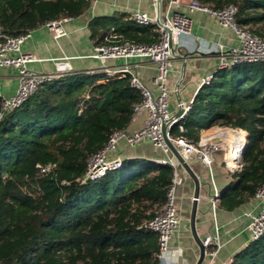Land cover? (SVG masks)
I'll list each match as a JSON object with an SVG mask.
<instances>
[{
    "label": "trees",
    "instance_id": "16d2710c",
    "mask_svg": "<svg viewBox=\"0 0 264 264\" xmlns=\"http://www.w3.org/2000/svg\"><path fill=\"white\" fill-rule=\"evenodd\" d=\"M215 10L237 6L235 22L264 25V0H198ZM90 0H0V26L19 36L63 16L78 17ZM116 31L139 44L159 39L155 25L126 20ZM96 45L111 27L90 23ZM256 34L264 38V32ZM141 92L130 77L65 74L0 117V264H158V233L142 227L167 201L174 167L124 159L120 169L87 180L88 159L133 121ZM3 97L0 96V112ZM171 134L199 143L203 131L243 129L247 146L237 183L220 205L233 210L264 183V61L219 70L202 85ZM241 132V131H240ZM243 133V132H242ZM51 166L43 173L42 167ZM230 264H264V234Z\"/></svg>",
    "mask_w": 264,
    "mask_h": 264
},
{
    "label": "crops",
    "instance_id": "0c3cea01",
    "mask_svg": "<svg viewBox=\"0 0 264 264\" xmlns=\"http://www.w3.org/2000/svg\"><path fill=\"white\" fill-rule=\"evenodd\" d=\"M91 5L82 15L63 24L65 34L56 37L46 25H41L30 31L23 43V50L35 56L30 63L31 68L39 72H53L56 61L65 59L71 64L74 73L106 74L114 69L129 64L139 75L142 82L154 93L159 92L155 82L157 65L144 58H107L93 56L97 48L96 40L92 37L90 23L97 21L101 24L116 27L126 20L133 19L137 10L151 18L157 17L158 9L153 0H90ZM169 5V0H162V13ZM179 10L191 20V30L183 34L175 46L176 54L170 62L167 84L171 91V110L179 112L178 102H187L199 90L202 80L218 71L219 44L232 47L239 45V38L232 27H224L217 16L209 11L190 9L181 6ZM136 23V22H135ZM137 24V23H136ZM140 26V25H139ZM142 26V25H141ZM184 68V76L182 71ZM18 73L12 67H0V96L11 97L18 87ZM146 118L143 111L133 118L126 132L133 133L142 126ZM210 130L203 131V136ZM242 135L243 133L239 131ZM221 159L214 153L212 166L206 167L195 156H187V162L197 174L201 182V197L196 215V231L200 240L218 237L221 243L217 255L212 258L209 254L217 247L212 244L206 247L202 256L200 242L194 235L191 226L195 182L188 172L178 164V172L182 183L175 190V204L181 217V222L171 239L170 256L180 259L187 264H226L231 262L235 253L251 242V232L247 228L250 216L256 212L259 201L256 197L233 210H225L220 202L213 206L215 192L221 193L237 183L234 173L225 166L226 152ZM230 155V151L228 152ZM113 155L122 159H143L148 163L158 159L172 158L167 156L159 147L151 142H143L130 146L121 140Z\"/></svg>",
    "mask_w": 264,
    "mask_h": 264
},
{
    "label": "built area",
    "instance_id": "2783aa9c",
    "mask_svg": "<svg viewBox=\"0 0 264 264\" xmlns=\"http://www.w3.org/2000/svg\"><path fill=\"white\" fill-rule=\"evenodd\" d=\"M154 6L158 9V0H153ZM181 6L189 7L190 9H199L209 11L217 16L222 26H230L233 28L239 38V45L226 46L219 44L218 48V71L232 68L241 63L260 62L264 61V38L251 32L247 27L241 26L235 22V14L237 6L229 4L225 8L215 10L207 5L201 4L198 0H169L167 11L161 14V19L151 18L147 14L137 10L133 13V19L136 23L142 26L155 25L159 31V39L157 42L149 45L134 43L125 39L123 34L116 31L112 27L106 36V43L97 46L93 56L107 58H144L157 65V75L155 82L159 86V92L154 93L141 80L137 72L129 64H125L112 72H107V77H130L133 87L138 89L142 94V101L135 106L134 117L141 112H146V118L140 128L133 133H128L126 130H117L112 133L107 145L99 152L93 154L88 159L86 176L87 180H96L104 176L107 172L120 169L123 165V159L120 156L112 154V151L117 148L121 140H125L130 146L151 142L156 147H159L167 156L173 154L168 143L169 139L177 146L179 151L187 160V156L195 155L206 166L211 167L214 160V152H226L225 166L232 172L240 170L243 165V154L247 146V133L243 129H236L227 126H219L212 129V133L202 136L199 143H194L183 136H175L171 134V128L178 125L181 131H184V120L188 110L193 105L194 97L187 102L179 100L178 108L182 110L177 116L171 110V91L167 84L168 71L171 59L175 56V46L180 42L183 34L189 33L191 30L192 20L179 10ZM74 16H63L45 23L56 37L65 34L63 24L73 20ZM30 32L19 36L6 35L0 26V67H12L18 73V87L15 93L4 98L2 102V110L0 117L5 111L14 109L27 101L39 87L46 83L55 82L62 78L65 74L72 72L71 64L68 60L61 59L56 61V69L53 72H39L31 68L30 63L35 60V56L23 50V43L29 36ZM217 71V72H218ZM212 74L204 78L199 85H208L217 74ZM167 122L166 129L164 123ZM243 132V139L239 141L237 151L239 156L233 159V162L228 160L227 144L234 138H228V133ZM156 167L165 164H172L175 170L172 184L167 193V201L158 210L155 215L145 221L143 228L152 230L158 233L160 243V253L158 255V264H187L180 259H174L170 256L171 239L174 232L177 230L181 217L178 213L175 204L176 187L182 183V178L178 172V162L174 156L168 159H158L153 162ZM232 163V164H231ZM180 165V164H179ZM51 166L42 167L43 173L48 172ZM221 193L215 192L213 198V206L221 201ZM255 197L259 201V206L256 212L250 216V221L247 228L251 232V239H259L264 234V183L257 189ZM251 240V241H252ZM208 247L212 244L216 245L214 251L209 254L212 258L217 255L221 243L218 237L207 238L204 242ZM227 262L226 264H230Z\"/></svg>",
    "mask_w": 264,
    "mask_h": 264
},
{
    "label": "water",
    "instance_id": "95a60500",
    "mask_svg": "<svg viewBox=\"0 0 264 264\" xmlns=\"http://www.w3.org/2000/svg\"><path fill=\"white\" fill-rule=\"evenodd\" d=\"M157 7H158V19L160 20L161 19V14H162V0H158ZM173 53H174V55H177L175 52H173ZM183 76H184V68H183V71H182V77L180 79V82H181ZM181 112H182V110H179V112L177 113V116H179L181 114ZM166 126H167V122L164 123V129H166ZM167 140H168V143H169V145L171 147V150H172L177 162L180 164V166H182L188 172V174L191 176V178L195 182V194H194V198H193L191 226H192V230L194 232L195 237L200 242V246H201V250H202V256H205V254H206V246L203 243V241L200 240V238L197 235V231H196V215H197V211H198L199 199L201 197V182H200L197 174L191 168V166L187 162L186 158L179 151L177 146L175 144H173V142H171L169 139H167ZM169 165L172 166V164H170V163H169ZM197 264H199V263H197Z\"/></svg>",
    "mask_w": 264,
    "mask_h": 264
},
{
    "label": "bare ground",
    "instance_id": "6f19581e",
    "mask_svg": "<svg viewBox=\"0 0 264 264\" xmlns=\"http://www.w3.org/2000/svg\"><path fill=\"white\" fill-rule=\"evenodd\" d=\"M231 137H233L234 139L231 142H228V146H229L228 149L230 151V155L228 153L227 157L230 162H233V159L239 156V153L237 151V146L239 141L243 139V136L239 132L228 133V138Z\"/></svg>",
    "mask_w": 264,
    "mask_h": 264
},
{
    "label": "rangeland",
    "instance_id": "374dc122",
    "mask_svg": "<svg viewBox=\"0 0 264 264\" xmlns=\"http://www.w3.org/2000/svg\"><path fill=\"white\" fill-rule=\"evenodd\" d=\"M114 24L116 25V22L115 21H113L112 22V26H111V28L112 27H116V26H114ZM137 25L139 26V24L137 23ZM141 26V25H140ZM251 32H254V33H256L257 31H262V32H264V25H262V24H259V25H254V26H249V27H247ZM212 129L210 130V133H212ZM242 136H243V134H242ZM227 149H228V144H227ZM224 151H220V152H214L215 153V155L217 156V158L218 159H221L222 158V156L225 154V153H223ZM228 152H229V149H228Z\"/></svg>",
    "mask_w": 264,
    "mask_h": 264
}]
</instances>
